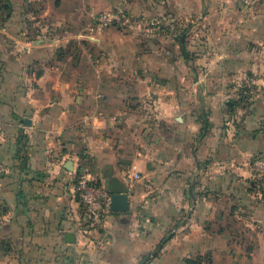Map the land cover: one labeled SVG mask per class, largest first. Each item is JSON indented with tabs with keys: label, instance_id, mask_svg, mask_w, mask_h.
<instances>
[{
	"label": "crops",
	"instance_id": "0c3cea01",
	"mask_svg": "<svg viewBox=\"0 0 264 264\" xmlns=\"http://www.w3.org/2000/svg\"><path fill=\"white\" fill-rule=\"evenodd\" d=\"M0 117V264H264V3L0 0ZM80 170L128 189L92 231Z\"/></svg>",
	"mask_w": 264,
	"mask_h": 264
},
{
	"label": "built area",
	"instance_id": "2783aa9c",
	"mask_svg": "<svg viewBox=\"0 0 264 264\" xmlns=\"http://www.w3.org/2000/svg\"><path fill=\"white\" fill-rule=\"evenodd\" d=\"M261 3H264V0H240V7L249 10ZM124 18L125 15L119 10H105L94 15V24L101 30H106L112 26L124 25ZM2 124L3 120L0 117V130ZM252 166L253 184H256L255 192L264 195V156L255 157ZM72 188L83 209L82 230L98 229L104 215L111 209V194L87 170H80L74 175Z\"/></svg>",
	"mask_w": 264,
	"mask_h": 264
},
{
	"label": "water",
	"instance_id": "95a60500",
	"mask_svg": "<svg viewBox=\"0 0 264 264\" xmlns=\"http://www.w3.org/2000/svg\"><path fill=\"white\" fill-rule=\"evenodd\" d=\"M108 191L112 196V210L125 211L128 209L127 188L120 186L117 180L114 179L110 182Z\"/></svg>",
	"mask_w": 264,
	"mask_h": 264
},
{
	"label": "rangeland",
	"instance_id": "374dc122",
	"mask_svg": "<svg viewBox=\"0 0 264 264\" xmlns=\"http://www.w3.org/2000/svg\"><path fill=\"white\" fill-rule=\"evenodd\" d=\"M135 7H136V3L134 2V3H130V4H119V6H117L118 9H116L115 6H113V7H111V6L101 7V8L98 9L97 12H101V11H105V10H119V11H121L123 14H125V12H126L127 10H132V9L135 8ZM131 19H133V18L131 17ZM125 20H126V19L124 18V22H125ZM176 21H177V20H176ZM121 27H123V25L120 26V28H121ZM176 27H177V26H176ZM179 29H180V33L183 34L184 26H183V27H179Z\"/></svg>",
	"mask_w": 264,
	"mask_h": 264
},
{
	"label": "trees",
	"instance_id": "16d2710c",
	"mask_svg": "<svg viewBox=\"0 0 264 264\" xmlns=\"http://www.w3.org/2000/svg\"><path fill=\"white\" fill-rule=\"evenodd\" d=\"M255 187H256V184H255V185L253 184V185H252V188L254 189ZM168 238H169V236L166 237V238H164L163 241L167 240Z\"/></svg>",
	"mask_w": 264,
	"mask_h": 264
}]
</instances>
